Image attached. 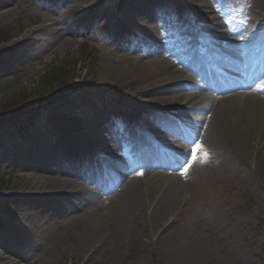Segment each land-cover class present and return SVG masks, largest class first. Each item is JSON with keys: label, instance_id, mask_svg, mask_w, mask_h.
Listing matches in <instances>:
<instances>
[{"label": "rangeland", "instance_id": "1", "mask_svg": "<svg viewBox=\"0 0 264 264\" xmlns=\"http://www.w3.org/2000/svg\"><path fill=\"white\" fill-rule=\"evenodd\" d=\"M245 1L211 0L205 16L223 24L221 30L233 40L236 37L230 35L231 30L242 23L240 12ZM68 3L75 7L69 10ZM192 3L193 0H9L0 6V48L5 47L0 51V264H264V175L252 184L245 165L235 171L226 170L224 153L196 135L188 141L184 165L175 172L187 181L189 199L168 218L164 228L170 223L172 230L160 247L155 239L164 228H153L143 208V214L132 217L131 234L121 244L107 236L96 247L93 258L85 262L83 253H76L79 232L90 220L104 219L103 199L84 214L66 208L60 216H49L45 211L52 202L36 198L26 188L33 178L38 180L35 173L43 164L55 165L53 157L59 155L56 151L61 153L69 144L62 140L63 136L84 142L91 136L122 138L124 131L128 134L124 122L138 117L131 95L137 85L139 63L134 59L148 53L142 41L146 35L142 34L144 19L148 16L156 25L158 49L177 56L190 54L201 46L195 42L191 27L195 24ZM5 9H11V18L1 14ZM37 18L53 20L54 32L70 31L78 45L48 55L37 45L30 60L22 57L21 50H9L12 41L7 36L11 37L21 25L38 26L34 25ZM61 64L70 67L63 81L70 76L68 85L75 83L77 94L59 106L41 110L34 121L11 112L10 108L19 103L28 106L54 92L56 85L46 88L42 82L49 68ZM103 68L110 69L114 76L101 77ZM194 79L198 84L199 79ZM33 105L26 112L40 107ZM166 112L169 120L171 111ZM73 122L80 125L79 130ZM166 124L158 130L164 131ZM127 137L122 138L113 154L116 161L128 167L126 183L132 184L134 196L141 202L149 192L150 180L144 179L147 171L139 164L141 158L138 160L132 153L133 144ZM197 144L201 147L193 157ZM87 171L73 175V183L80 189L97 192ZM57 172L60 171L50 172L49 177ZM154 172L166 173V179L172 176L163 166Z\"/></svg>", "mask_w": 264, "mask_h": 264}, {"label": "bare ground", "instance_id": "2", "mask_svg": "<svg viewBox=\"0 0 264 264\" xmlns=\"http://www.w3.org/2000/svg\"><path fill=\"white\" fill-rule=\"evenodd\" d=\"M8 1L0 0V6ZM210 2L193 0L191 4L195 18L191 27L195 42L201 46L190 54L177 56L158 49L154 34L156 25L148 16L144 19L142 34L149 36L145 35L141 40L149 51L146 56L141 54L134 59L139 63L137 85L131 94L138 117L124 122L128 134L124 131L122 138L130 136L132 153L138 160L141 158L139 164L147 171L144 179L150 180V187L146 199L137 201L132 184L127 185L124 176L128 167L116 161L113 154L121 146L122 138L108 134L91 136L84 142L63 136L62 140L69 144L63 147V152L56 151L59 155L53 157L55 165L43 164L35 173L38 180L33 178L26 187L36 198H47L52 202L45 211L49 216H60L66 208L84 214L98 199H103L106 204L102 210L104 219L93 220L94 223L90 220L79 232L76 253H83L85 262L93 258L96 247L105 237L121 244L131 234L129 223L136 213L143 214L145 209L146 219L159 231L170 220L168 218L186 204L189 199L187 181L175 172L183 166L188 151L184 144L193 131L198 140L217 146L224 153L226 170L235 171L245 165L247 179L252 184L258 183L264 175V0L244 2L239 28L245 32L232 29L230 35L236 37L233 40L227 39L221 30L223 24L205 16ZM68 7L71 10L75 5L68 3ZM11 12V9H5L1 14L11 18ZM36 24V27L21 25L11 37L7 36L12 41L9 50H21L22 57L30 60L37 45L41 46L44 55L78 45L70 31L54 32L56 24L53 20L37 18ZM4 49L0 48V51ZM217 62L224 68H220L218 75L212 66ZM227 67L235 69L236 73L228 74ZM104 76L114 75L110 69L103 68L101 77ZM194 78L200 82L196 84ZM166 111H171L169 120ZM163 123L166 124L164 131L158 130ZM173 157L179 159L180 168L169 164ZM109 162L113 163V169L108 167ZM162 166L172 170L171 178H163L166 173L163 176L154 172ZM54 170L60 172L50 178L49 174ZM86 171L97 192L74 185L73 175ZM171 228L169 223L162 235L156 236L157 232H154L159 247Z\"/></svg>", "mask_w": 264, "mask_h": 264}, {"label": "trees", "instance_id": "3", "mask_svg": "<svg viewBox=\"0 0 264 264\" xmlns=\"http://www.w3.org/2000/svg\"><path fill=\"white\" fill-rule=\"evenodd\" d=\"M66 69H70V67L66 64H61L57 68H49L42 83L46 88H48V86H50L51 84L56 85L57 89L54 92L50 91V93L46 96H41L39 100L29 103L28 106L19 103L17 106L10 108L11 112H17V114L21 113V116H24V118H26L27 120L34 121L36 120L35 117H40L38 113H40L41 110L50 108L51 106H59L61 105V103L69 101L73 95L78 93V89H76L75 83H71V85H68V82L71 81L70 76L67 82L63 81L67 78V74L65 73ZM33 103L39 105L40 107H37V109L35 110L33 109L32 111L29 110V112H26V109L34 106ZM20 118L21 117L18 116V121ZM73 124L76 125L77 129H79L80 125H78V123L73 122Z\"/></svg>", "mask_w": 264, "mask_h": 264}, {"label": "snow or ice", "instance_id": "4", "mask_svg": "<svg viewBox=\"0 0 264 264\" xmlns=\"http://www.w3.org/2000/svg\"><path fill=\"white\" fill-rule=\"evenodd\" d=\"M200 145H196V147L193 149V157L195 156V154L200 150ZM186 163H187V161H186ZM188 166L190 167L191 165L190 164H188ZM185 171H186V169H185Z\"/></svg>", "mask_w": 264, "mask_h": 264}]
</instances>
